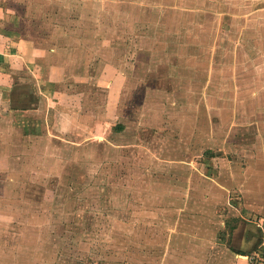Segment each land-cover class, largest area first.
Listing matches in <instances>:
<instances>
[{"label": "rangeland", "instance_id": "1", "mask_svg": "<svg viewBox=\"0 0 264 264\" xmlns=\"http://www.w3.org/2000/svg\"><path fill=\"white\" fill-rule=\"evenodd\" d=\"M199 1L67 0L59 10L55 2L45 8L34 4L35 17L47 11L45 25L33 24L36 35L43 26L47 31L63 26L67 33L98 31L99 39L110 46L106 62L119 65L128 57L131 63L137 58L148 63L150 90L143 100L144 86L129 82L130 92L118 110L126 128L110 145L92 143L82 153L61 146L62 156L53 157L64 161L50 170L55 179L47 183L44 197L27 183H16L14 196L7 195L11 186L0 191V264H238L220 226L236 227L234 210L221 201L206 213L202 198L200 204L189 201L188 191L202 189L203 181L188 163L195 158L199 173L215 179L211 191L225 199L220 187L227 184L226 177L219 173L228 163L219 158L233 150L230 145L248 142L251 134L242 137L240 129L226 127L220 136V118L207 115L205 98L214 100L213 112L223 99L235 105L234 96L239 107L250 110V102L236 95L240 90L234 84V76L242 84L250 79L248 72L238 69L235 74L234 69L250 54L234 50L253 44L241 37L240 29L254 25L246 20L254 3L238 7L232 0L219 7L221 0H205L206 5ZM219 13L232 16L219 19ZM107 25L110 30L103 27ZM61 43L70 45L67 39ZM137 44L150 49L152 56L147 51L137 56ZM188 117L194 141L192 134L183 133ZM223 120L224 127L228 119ZM197 128L204 131L202 137ZM221 140L226 143L220 145ZM226 159L230 161V155ZM262 238L255 254L246 251L243 264H264ZM251 246L254 251V241Z\"/></svg>", "mask_w": 264, "mask_h": 264}, {"label": "crops", "instance_id": "2", "mask_svg": "<svg viewBox=\"0 0 264 264\" xmlns=\"http://www.w3.org/2000/svg\"><path fill=\"white\" fill-rule=\"evenodd\" d=\"M66 1L0 0V181L4 184L0 191H7L11 186L12 190L7 193L9 196L15 195L13 187L16 183H27L36 186L44 197L47 183L55 179L50 170L64 161L59 158L63 153L61 146L68 144L72 150L82 153L92 143L110 145V139L122 134L126 128V119L119 118L118 110L121 98L130 92L129 82L144 86L143 100L150 90L146 81L150 69L148 63L142 58L131 63L128 57H123L119 65L106 62L109 61L110 46L99 39L98 31L67 33L63 26L53 31H47L43 26L39 30L42 33L39 36L35 34L33 24L37 22L38 28L41 24L45 25L47 11L41 10L35 17L34 4L40 3L45 8L55 2L53 7L59 10ZM226 1L221 0L219 7L233 3L232 0ZM247 2L235 0L233 5L240 7L241 4L254 3V11L246 16V20L249 17L254 25L249 29H240L241 37L246 36L253 44L240 45V48L236 46L234 51L239 49L238 53L242 54L249 52L250 57L241 66L235 64L234 69L235 74L239 69L248 72L251 77L242 84L237 80L238 76H234V84L240 90L236 91V95L250 102V110L239 107L235 100L237 96H234L235 105L223 99L225 103L213 112L210 105L214 100L205 98L209 107L207 115L220 118L221 125L217 130L220 136L226 132V127L240 129L242 137L251 134L248 142L230 145L233 150L222 152L219 158L221 162L228 163L222 165L219 173L221 178L226 177L227 184L220 187L225 199L211 191L215 179L207 173H199L195 158L190 161L188 158V164L198 171V179L203 181L202 189L188 191L189 201L200 204L202 198L206 213L220 205L221 201L226 202L227 209L234 210L232 215L237 219L236 227L230 229L223 222L220 226L227 232L223 238L228 237L230 255L238 258V264L247 260V250L249 254L257 252V244L264 236V0ZM29 4L33 6L32 11ZM203 5H206L205 0ZM218 15L219 19L225 17V20L232 16L227 13ZM104 19L110 21L108 17ZM60 24L67 22L61 21ZM103 27L110 30L109 25ZM66 39L70 42L67 47L61 43ZM137 45L136 55L147 51L152 56L150 49ZM104 51L107 53L102 54ZM243 86L246 89H242ZM192 114L194 116V112ZM189 117L184 121L183 128H188L183 129V133L187 137L192 134L193 140V137L196 139V132L191 130L192 120ZM249 117L254 121L244 123L243 120ZM223 118L228 119L224 127L222 123L226 120ZM197 131L202 137L204 131L198 128ZM219 143L226 142L221 140ZM64 149L66 152L67 148ZM54 155L60 156L56 158ZM226 155H230V161ZM223 171L231 175L227 177L223 174L227 172ZM245 222H250V225ZM253 241L254 251H250Z\"/></svg>", "mask_w": 264, "mask_h": 264}, {"label": "built area", "instance_id": "3", "mask_svg": "<svg viewBox=\"0 0 264 264\" xmlns=\"http://www.w3.org/2000/svg\"><path fill=\"white\" fill-rule=\"evenodd\" d=\"M255 256V255H254ZM255 258H256V256H255Z\"/></svg>", "mask_w": 264, "mask_h": 264}]
</instances>
